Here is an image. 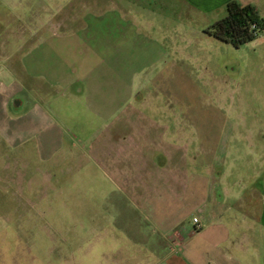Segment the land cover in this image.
<instances>
[{"label":"rangeland","instance_id":"obj_1","mask_svg":"<svg viewBox=\"0 0 264 264\" xmlns=\"http://www.w3.org/2000/svg\"><path fill=\"white\" fill-rule=\"evenodd\" d=\"M227 1L0 0V264H116L125 185L98 134L118 122L174 150L164 125L183 127L228 184H264V30L239 46L210 34ZM237 1L264 16V0ZM135 155L115 160L122 173L141 172ZM239 219L231 254L264 264V213Z\"/></svg>","mask_w":264,"mask_h":264},{"label":"crops","instance_id":"obj_2","mask_svg":"<svg viewBox=\"0 0 264 264\" xmlns=\"http://www.w3.org/2000/svg\"><path fill=\"white\" fill-rule=\"evenodd\" d=\"M23 107L24 102L20 109L12 106V111L18 113ZM128 116L125 120L130 123L140 119ZM120 124L98 134L103 136L98 149L105 153L111 145L116 150L107 155L125 185L123 193L113 198L116 230L125 245L120 244L114 252L116 264H237L230 249L243 246L232 239L230 228L243 226L239 216L244 221L252 220L254 225L263 215L262 174L257 171L250 182L238 178L228 184L227 168L216 164L212 147L203 149L207 156L202 157L190 142L186 146L183 127L170 134L168 123L164 125L161 135L178 145L174 150L155 145L152 140L147 144L142 131L121 128ZM130 148L136 152L135 157L143 153L144 159L137 165L141 172L122 173L121 165H116L115 160L124 158L121 152ZM231 199L241 210L240 215L228 213L229 207L225 208ZM193 217L199 219L197 229Z\"/></svg>","mask_w":264,"mask_h":264},{"label":"trees","instance_id":"obj_3","mask_svg":"<svg viewBox=\"0 0 264 264\" xmlns=\"http://www.w3.org/2000/svg\"><path fill=\"white\" fill-rule=\"evenodd\" d=\"M226 8V15L208 29V32L216 38L239 46L253 40L264 30V16L259 14L252 3L228 0Z\"/></svg>","mask_w":264,"mask_h":264},{"label":"water","instance_id":"obj_4","mask_svg":"<svg viewBox=\"0 0 264 264\" xmlns=\"http://www.w3.org/2000/svg\"><path fill=\"white\" fill-rule=\"evenodd\" d=\"M23 105V101L20 99V98H14L12 100V106L15 108V109H20Z\"/></svg>","mask_w":264,"mask_h":264},{"label":"built area","instance_id":"obj_5","mask_svg":"<svg viewBox=\"0 0 264 264\" xmlns=\"http://www.w3.org/2000/svg\"><path fill=\"white\" fill-rule=\"evenodd\" d=\"M193 222L196 223V229L199 228L200 224H199V219L198 217H193Z\"/></svg>","mask_w":264,"mask_h":264},{"label":"flooded vegetation","instance_id":"obj_6","mask_svg":"<svg viewBox=\"0 0 264 264\" xmlns=\"http://www.w3.org/2000/svg\"><path fill=\"white\" fill-rule=\"evenodd\" d=\"M15 98H18V97H15ZM15 109V108H14ZM15 110H17V109H15Z\"/></svg>","mask_w":264,"mask_h":264}]
</instances>
